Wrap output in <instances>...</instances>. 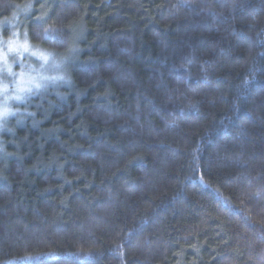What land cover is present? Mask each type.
Returning <instances> with one entry per match:
<instances>
[{
    "label": "trees",
    "instance_id": "1",
    "mask_svg": "<svg viewBox=\"0 0 264 264\" xmlns=\"http://www.w3.org/2000/svg\"><path fill=\"white\" fill-rule=\"evenodd\" d=\"M70 58L0 145V264H264V0H0Z\"/></svg>",
    "mask_w": 264,
    "mask_h": 264
},
{
    "label": "rangeland",
    "instance_id": "2",
    "mask_svg": "<svg viewBox=\"0 0 264 264\" xmlns=\"http://www.w3.org/2000/svg\"><path fill=\"white\" fill-rule=\"evenodd\" d=\"M9 24L0 29V145L3 135L13 124L22 123L39 96L70 83L69 57L33 46L17 29L4 37L2 31Z\"/></svg>",
    "mask_w": 264,
    "mask_h": 264
},
{
    "label": "snow or ice",
    "instance_id": "3",
    "mask_svg": "<svg viewBox=\"0 0 264 264\" xmlns=\"http://www.w3.org/2000/svg\"><path fill=\"white\" fill-rule=\"evenodd\" d=\"M9 71H10V69H9ZM40 85H37V87H39ZM18 99H19V97H17Z\"/></svg>",
    "mask_w": 264,
    "mask_h": 264
}]
</instances>
